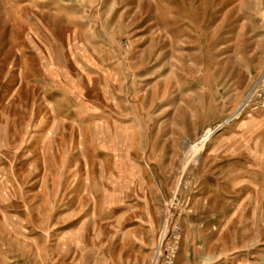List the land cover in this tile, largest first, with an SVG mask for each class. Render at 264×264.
Wrapping results in <instances>:
<instances>
[{
    "label": "rangeland",
    "instance_id": "rangeland-1",
    "mask_svg": "<svg viewBox=\"0 0 264 264\" xmlns=\"http://www.w3.org/2000/svg\"><path fill=\"white\" fill-rule=\"evenodd\" d=\"M263 72L264 0H0V264H264Z\"/></svg>",
    "mask_w": 264,
    "mask_h": 264
},
{
    "label": "built area",
    "instance_id": "built-area-1",
    "mask_svg": "<svg viewBox=\"0 0 264 264\" xmlns=\"http://www.w3.org/2000/svg\"><path fill=\"white\" fill-rule=\"evenodd\" d=\"M245 106L247 110L252 112L261 111L264 113V72L256 81ZM167 233L168 229L165 228L152 264H176V258L179 252V237L175 235L174 239L168 240Z\"/></svg>",
    "mask_w": 264,
    "mask_h": 264
}]
</instances>
